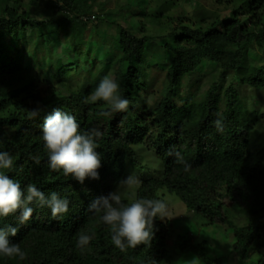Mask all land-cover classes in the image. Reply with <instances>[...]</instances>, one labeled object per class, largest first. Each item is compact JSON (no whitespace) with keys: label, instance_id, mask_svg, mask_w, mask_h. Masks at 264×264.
Here are the masks:
<instances>
[{"label":"trees","instance_id":"obj_1","mask_svg":"<svg viewBox=\"0 0 264 264\" xmlns=\"http://www.w3.org/2000/svg\"><path fill=\"white\" fill-rule=\"evenodd\" d=\"M89 1L94 4L98 0ZM159 2L161 5L157 7H148L152 8L150 13L142 9L140 14H151L150 18L158 21L173 0ZM216 2L226 9L232 8L230 15L218 16L217 23L208 30L202 24L187 26L179 21L170 34L173 43L166 45L170 57L161 65L167 70L168 85L156 105L150 104L146 94L143 68L147 50L155 38H139L119 26L122 54L116 81L129 107L126 112L111 117H97L98 111L107 110L102 101L84 103L100 79H94L89 88L85 85L73 88L67 80L69 69L53 71V55L39 56L38 43L21 61L0 54V151L8 152L14 162L11 169L0 171L18 181L23 189L35 184L46 196L57 192L70 201L68 213L58 217L35 203L31 205L33 218L27 224L19 222V212L0 217V228L11 225L18 229L17 235L10 239L27 253L23 260L0 255V264H174L186 252L196 254L204 264H224L222 258L210 256L208 241L192 243L178 237L183 240L178 243L173 239L175 229L160 219L154 221L150 245L124 251L114 246L109 226L93 216L89 206L97 197L115 191L125 178L129 163L133 168H143L135 149L139 145L157 151L156 157L164 171L159 177L144 178L135 199H160L163 189L175 194L194 213V220L202 229L208 231L215 225L232 228L238 264H264V146L258 151L251 149V126L240 116L239 100L233 88L226 92L224 110L220 109L216 85L200 102L180 95L183 80L205 61L219 65L223 75L240 73L243 82L255 89L264 86V69H242L249 51L264 48V0ZM37 4L38 0L31 1L32 6ZM66 18L84 27L96 19ZM24 19L1 17L0 38L5 32L15 35L23 24L43 26ZM182 41L186 44L182 45ZM0 50L5 51L3 46ZM64 83L69 97L59 100L56 85ZM37 108L41 110L39 116L29 119V111ZM56 108L73 115L82 130L97 127L103 133L98 140L103 165L99 180L86 179L82 185L71 176H64L62 171L49 169L42 124L45 116ZM216 119L222 120L220 131L213 123ZM170 148L181 152L184 161L191 165L188 171L183 164L175 162L174 156L167 155ZM224 189L230 205L219 200ZM231 207L247 217L246 224L234 223ZM81 230L93 237L83 249L77 247Z\"/></svg>","mask_w":264,"mask_h":264},{"label":"rangeland","instance_id":"obj_2","mask_svg":"<svg viewBox=\"0 0 264 264\" xmlns=\"http://www.w3.org/2000/svg\"><path fill=\"white\" fill-rule=\"evenodd\" d=\"M31 1L0 0V18L24 17L25 21L30 19V23H43L42 27H24L23 24L15 35L5 32L0 38V47L5 49L3 52L0 50L3 58L11 57L21 61L23 57L27 58L30 50H35V44L38 43L39 56L47 53L53 55V71L62 67L68 68L67 80L73 88L82 85L89 88L96 78L101 82L105 76L111 75L116 80L117 72L121 69L119 26H122L139 38H155L147 50L143 64L144 76L147 79L146 94L151 105H156L162 100L168 85L167 70H163L161 65L170 57L166 45L173 43L170 34L179 21H183L187 26L202 24L208 30L217 23L218 16L225 18L232 10L219 6L216 0H173L166 14L158 21H153L151 14L141 15L140 11L144 9L150 13V9L161 5L159 1L162 0H98L94 4L89 0H38L36 6H32ZM65 15L70 18L80 16L85 20L91 17L96 19L92 20L94 23L84 27L79 22L68 20ZM168 15L171 18H167ZM181 44L185 45L186 42L182 41ZM242 69H264V48L257 47L249 51ZM215 85L219 87L221 110L227 107V90L233 88L238 96L240 116L251 126V149L260 150L264 146V86L255 89L243 82L240 73L230 72L223 75L219 65L205 61L193 75L183 80L180 95L184 99L190 98L200 102ZM56 87L57 99L69 97L66 84H58ZM179 104H182L181 100ZM135 149L143 168H133L129 163L125 178L134 174L143 181L149 176L162 175L164 166L156 157L157 151L148 150L141 145ZM139 186L127 191L122 188L124 200H135ZM159 196L171 207L172 215L163 221L169 222L175 229V241L182 243L183 240L178 237H184L192 243L208 241L211 257L222 258L224 264H238L233 251L235 239L232 228L228 225H215L208 231L204 230L194 220V213L189 211L175 194L163 189ZM219 197L222 203L230 205L231 200L227 197L225 189ZM230 214L236 225L246 224L247 217L232 207ZM194 259L196 264H204L192 252L181 254L174 264H191Z\"/></svg>","mask_w":264,"mask_h":264},{"label":"clouds","instance_id":"obj_3","mask_svg":"<svg viewBox=\"0 0 264 264\" xmlns=\"http://www.w3.org/2000/svg\"><path fill=\"white\" fill-rule=\"evenodd\" d=\"M103 102L107 110L98 111L97 117H111L114 113L128 110L129 101L120 94L119 83L109 76H105L99 85L85 99L84 103L95 104ZM40 109L29 111V119L39 116ZM219 115V114H217ZM217 130L222 129V120L213 121ZM103 133L97 127L82 130L73 115L54 109L46 115L42 124V139L48 155V167L52 172H61L64 176H71L80 184L86 179L99 180V169L102 168V155L98 151V140ZM167 155L174 156L175 162L187 164L181 152L170 148ZM37 159V157H33ZM13 158L8 152L0 151V170L11 169ZM142 181L134 174L119 182L116 191L97 197L89 206L93 216L99 218L111 230V241L121 251L137 246L150 245L154 238V221L169 219L172 215L171 207L165 199L141 198L124 202L121 189L125 191L139 186ZM50 209L53 217L68 213L70 201L61 198L57 192L46 196L35 184H28L26 189L15 179L0 171V217L7 218L20 213L19 222L27 224L33 218V204ZM18 229L9 225L0 228V255L8 258L19 257L25 259L27 253L19 243H13L10 237L17 235ZM92 235L81 230L78 233L77 247L85 248L92 240ZM191 264H196L195 259Z\"/></svg>","mask_w":264,"mask_h":264}]
</instances>
